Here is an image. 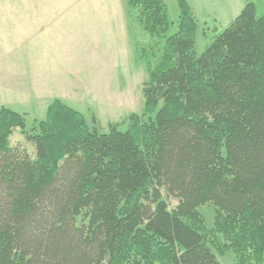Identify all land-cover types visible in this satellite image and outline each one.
Here are the masks:
<instances>
[{
	"label": "trees",
	"instance_id": "1",
	"mask_svg": "<svg viewBox=\"0 0 264 264\" xmlns=\"http://www.w3.org/2000/svg\"><path fill=\"white\" fill-rule=\"evenodd\" d=\"M151 38L144 116L90 128L53 101L26 131L0 110V264H264V14L249 2L203 54L185 0L176 34L162 0H127ZM154 114V117H150ZM19 128L34 158L11 149ZM177 205L169 209L162 192ZM215 208L210 235L198 208Z\"/></svg>",
	"mask_w": 264,
	"mask_h": 264
},
{
	"label": "rangeland",
	"instance_id": "2",
	"mask_svg": "<svg viewBox=\"0 0 264 264\" xmlns=\"http://www.w3.org/2000/svg\"><path fill=\"white\" fill-rule=\"evenodd\" d=\"M26 3H63L74 4L75 9L63 11L44 10V19L51 21L59 18L74 23L75 30L91 27L103 52V44L110 54H115L113 62L105 68L106 80L103 81V103L89 106H78L75 110L81 113L90 128H98L107 133L109 126L118 125L119 131L128 128L127 117L130 114L144 116V97L142 89L148 79V66L153 67L160 60L164 38H151L138 25L135 15L129 10L127 0H0V5H15L7 8L0 6V110L2 108L20 114L25 122L26 131L43 121L46 115L45 100L35 97L33 91L22 90L17 80L21 70L32 64L22 56L31 52L36 57L41 36L27 34V27L36 25V11L15 9ZM169 22L165 38L178 31V21L182 13L179 0H162ZM193 14L197 31L195 34L194 52L196 56L204 53L216 35L222 33L240 14L249 2L255 4L257 16L264 14V0H185ZM40 12V11H38ZM63 14V15H60ZM130 14V15H129ZM103 28L107 29L103 42ZM25 33V34H24ZM47 38L44 37V40ZM34 40H38L34 44ZM110 59V58H108ZM37 60V58H36ZM79 60V59H78ZM108 64V63H107ZM108 85L109 88H105ZM71 108V107H70ZM150 117H154V114ZM11 149L25 152L34 158V145L14 128L8 138ZM162 197L173 209L177 201L162 192ZM204 220L205 228L210 235L215 234L219 242H224L221 234L215 231V208L205 204L198 208ZM215 232V233H214ZM220 264H237L232 251L217 256ZM157 264V263H156Z\"/></svg>",
	"mask_w": 264,
	"mask_h": 264
},
{
	"label": "crops",
	"instance_id": "3",
	"mask_svg": "<svg viewBox=\"0 0 264 264\" xmlns=\"http://www.w3.org/2000/svg\"><path fill=\"white\" fill-rule=\"evenodd\" d=\"M0 6L15 7L6 4ZM17 6L15 9L36 11V15L41 16L36 19V25L26 24L30 27L27 28V34L37 37L40 35L42 42L38 44L39 53L36 57L33 54L30 56L31 52L22 56L32 64L24 70L20 69L21 74L17 80L21 89L33 91L35 97L45 100L46 107L55 100L75 110H78L75 107L93 103L101 105L103 95L100 94L103 92V81L106 80L105 68L113 62L116 55L110 54L104 44L103 52L100 51L99 41L95 36L98 33H93L90 26L75 30L74 23L65 19L51 21L42 16L44 10L65 13L74 10L76 5L23 2ZM106 31L103 28V42ZM44 37L47 39L44 40ZM37 41L34 40V44ZM105 88L109 86L105 85Z\"/></svg>",
	"mask_w": 264,
	"mask_h": 264
}]
</instances>
